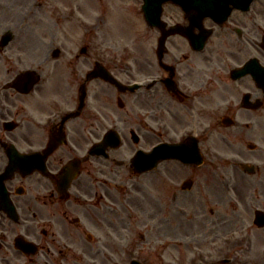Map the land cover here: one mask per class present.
I'll return each instance as SVG.
<instances>
[{
	"label": "flooded vegetation",
	"instance_id": "obj_1",
	"mask_svg": "<svg viewBox=\"0 0 264 264\" xmlns=\"http://www.w3.org/2000/svg\"><path fill=\"white\" fill-rule=\"evenodd\" d=\"M239 1L225 19L203 18L202 50L192 47L195 28L192 41L177 37L188 53L170 46L157 62L140 60L139 77L152 81L128 88L102 76L108 70L128 84L127 45L98 44L95 35L34 39L29 11L0 0V264H110L112 231L129 226L113 222L114 195L97 180L111 179L106 166L123 162L110 146L92 148L114 127L125 135L131 128L132 146L153 123L170 125L154 131L158 140L195 136L204 163L187 165L183 179L166 166L152 193L127 183L122 210L150 200L157 216L163 190L172 208L193 204L182 221L190 251L201 257L191 264H264V225L255 215L264 209V0ZM214 184L244 217H221L216 208L209 215L196 202L208 187L218 190ZM152 227L167 248L172 217H155Z\"/></svg>",
	"mask_w": 264,
	"mask_h": 264
},
{
	"label": "rangeland",
	"instance_id": "obj_2",
	"mask_svg": "<svg viewBox=\"0 0 264 264\" xmlns=\"http://www.w3.org/2000/svg\"><path fill=\"white\" fill-rule=\"evenodd\" d=\"M5 2H2L1 5H8L12 4L16 5V11H24L31 14V24H32V37L34 39L39 38H50V37H57V38H64V32L61 29H56L54 31V34H48L47 29L50 31L51 27H56V24L62 23V13H69L71 16L73 14L74 18V10H77V8L74 7V5L67 0H5ZM63 1V2H62ZM71 1V0H69ZM83 4L82 10L88 11L89 3L92 6L91 1L86 0L85 3H83V0H78ZM141 0H127L128 5L132 7L131 11L124 13L122 10H120L114 3H106L107 10L109 13L113 15V20L115 22L119 21V19L123 16L124 19H127V27L131 26V30H134L138 28L140 30V26L142 24L141 18V12L138 9V3ZM62 2V3H61ZM104 5L106 0H103ZM101 4L97 3V6H100ZM27 6L28 8L26 10H23V7ZM21 7V8H19ZM105 8V6H104ZM82 12V11H81ZM182 11L180 8L172 3H167L164 5V19L168 22L181 20L183 18ZM70 16V17H71ZM141 17V18H140ZM84 20H81V18L77 21L78 23H83ZM124 25V24H123ZM123 25L121 28L119 27H110V30L108 32V36H123V37H130L129 32H125V29L123 28ZM71 28V27H70ZM147 29V27H146ZM150 29V28H149ZM152 29V28H151ZM154 30V29H153ZM156 31V30H154ZM51 33V31H50ZM133 34V33H132ZM67 36L69 37H75L79 38L82 37V27L80 25L74 26L73 31L69 29V32L67 33ZM145 42H148L152 40L153 34L148 33V31L144 34ZM55 39V38H54ZM144 42V41H143ZM180 51L188 53V50L186 48V42H181L172 40ZM148 44V43H147ZM142 134H146V132L143 130ZM128 136L130 137V132L128 131ZM146 137V136H144ZM151 138V139H150ZM152 136H148L147 140H143L142 138V144L145 142L147 145H149L154 138L152 139ZM150 140V141H149ZM149 141V142H148ZM144 142V143H143ZM133 144L132 146H134ZM145 145V144H144ZM121 152V156L123 159H126L129 157L127 154L129 152L128 147H121L119 149ZM116 153V152H114ZM164 169L160 172V174L154 173H148L144 174L145 177H138L137 184L140 188L141 192L145 193H152L154 192V186H157L159 184L160 176L166 175L164 173H167L169 170H174L178 176L184 178L186 175L187 170L182 168L179 165H176L175 162H163L161 163L160 167H163ZM166 166L168 171H166ZM106 169L108 171H113V173L110 175L112 176L111 179H109L107 176H105L107 179H103V181L97 180V184H107L111 188V191L113 193V204L111 209V217L113 218V222L117 224H126L128 223L129 226V232L127 230H120L121 228L117 227L114 228L112 231V240L114 249L112 252V257L109 255H106L107 262L111 261L110 264H117V262L121 263L122 258L127 259V251L128 250H134L136 257H144L146 264H189L191 261H196L200 259L199 255L196 254V250L190 251V247L187 245V241L184 238L185 231H184V225L182 223L183 219L185 217H190L189 212H186V209L193 208V204L191 201L187 202L186 204H181L179 201L174 205V208H172L169 205L170 197H166L164 195V191L162 190L160 192V207L164 208L161 210V212L156 216L152 212V202L150 200L140 201L138 198L133 202V205L128 204V209L125 208L124 211L122 210L123 203L126 201V190L125 185L129 182H131L135 177V172L131 173L133 171L132 166L129 162H124L123 164H117V163H111L106 166ZM112 169V170H111ZM149 175V176H148ZM209 175V174H208ZM99 176V175H98ZM102 178L98 177L97 179ZM162 181V180H161ZM105 182V183H104ZM214 182L213 180L209 181ZM141 183L148 184V185H142ZM215 183V182H214ZM162 184H170L167 182H162ZM214 186L218 189H212L208 187L205 191H203L204 198L201 200L197 199L196 202H205L204 209L208 212L210 215V209L216 208L218 209L217 214L222 217H244L245 211L236 210L231 207L229 201H227L225 194L224 199H220L223 190H220L215 184ZM100 187V186H98ZM185 192V191H181ZM219 192V195L217 196L215 193ZM211 199H214L215 202H213ZM219 199V201H218ZM117 205V207H116ZM219 206V208H217ZM198 207V206H197ZM198 215L200 216L199 207L196 209ZM121 214L125 215L124 217H121ZM204 214V213H203ZM202 214V215H203ZM155 217H172L173 225L176 228V231L171 232L174 236L171 237V239L167 240L165 243H169L168 247L165 248L162 245H159L158 243V229L155 227L150 228V221H153ZM203 217H206L203 215ZM141 220H145L146 224L144 226L139 225ZM117 232L121 234H116ZM127 232V235H126ZM123 238V243L126 246H123L122 244H119L120 238ZM128 238V240L126 239ZM163 238V237H162ZM259 240V239H258ZM260 244L263 243V241L259 240ZM171 242V243H170ZM123 250V251H122ZM245 255H241V258ZM257 259V258H256ZM172 260V261H169ZM114 263H113V262ZM129 262V261H128ZM130 264V263H129ZM259 264H262L261 262Z\"/></svg>",
	"mask_w": 264,
	"mask_h": 264
},
{
	"label": "water",
	"instance_id": "obj_3",
	"mask_svg": "<svg viewBox=\"0 0 264 264\" xmlns=\"http://www.w3.org/2000/svg\"><path fill=\"white\" fill-rule=\"evenodd\" d=\"M151 1L155 2V3H151ZM163 0H146V3H147V8H146V18L147 20H149V22L151 24H158L160 22V18H159V14H158V11H159V7H160V4ZM178 1H181V0H178ZM185 2V7L187 8H190L192 7L190 4H189V0H182ZM153 9V11L155 12V14H151L150 13V10ZM191 14H194L196 13L193 8L190 10ZM197 14H199V12H197ZM196 16H193V19L195 18Z\"/></svg>",
	"mask_w": 264,
	"mask_h": 264
}]
</instances>
